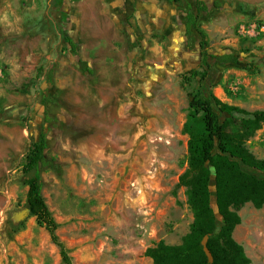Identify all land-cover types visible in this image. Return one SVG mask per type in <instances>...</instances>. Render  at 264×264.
<instances>
[{
	"label": "rangeland",
	"instance_id": "374dc122",
	"mask_svg": "<svg viewBox=\"0 0 264 264\" xmlns=\"http://www.w3.org/2000/svg\"><path fill=\"white\" fill-rule=\"evenodd\" d=\"M109 3L0 0V264H63L34 218L13 220L26 209L23 157L41 134L46 157L56 165L41 169L42 194L72 264H152L144 255L148 248L179 245L189 232L192 213L177 183L187 168L188 104L201 84L182 75L201 72L199 56L193 42L184 48L182 35L174 48H167L170 35H151L163 48L155 56L143 55L142 41H135L137 53L156 66L148 76L139 59L137 75L125 73L130 84L120 86L102 53L91 48L98 35H114L104 28L112 18L103 13ZM204 22L208 53H232L247 68L216 64L211 93L246 112L264 111V44H258L264 36H251L258 34L252 27L264 22L259 10L223 0ZM65 36L74 41L75 54ZM135 76L147 86L132 83ZM140 99L152 114L135 116L134 105L118 117L120 106ZM134 116L137 121H130ZM239 119L234 132L241 133ZM244 146L264 162V126ZM237 213L234 240L251 264H264V206L247 203Z\"/></svg>",
	"mask_w": 264,
	"mask_h": 264
},
{
	"label": "trees",
	"instance_id": "16d2710c",
	"mask_svg": "<svg viewBox=\"0 0 264 264\" xmlns=\"http://www.w3.org/2000/svg\"><path fill=\"white\" fill-rule=\"evenodd\" d=\"M188 25L195 28L192 15H189ZM196 32L202 40V70H189L182 75V80L197 78L201 88L188 104L189 112L183 129L188 136L187 168L177 183L178 187L185 188L192 223L179 245L159 242L148 248L144 255L152 264H209L201 247V240L208 236L207 248L213 258L212 264H251L243 247L234 240L233 232L241 222L237 213L240 207L247 203L255 209L264 206V175L255 176L241 167L264 174V162L255 159L244 146V141L264 126V111L250 113L229 106L211 93V83L205 87L211 71L208 60L214 59L222 66L229 64L243 70L247 68L232 53L225 52L216 58L211 57L205 33L199 29ZM64 41L75 54L71 38L65 36ZM238 116L241 133L234 132ZM46 150L47 137L41 134L23 157L21 173L23 184L27 187L25 208L29 211V217L34 218L36 224L48 233L51 243L59 250L61 262L72 264L67 250L59 240L57 223L42 194L41 169L56 168L47 159ZM211 168L214 169V175ZM212 187L214 195L210 191Z\"/></svg>",
	"mask_w": 264,
	"mask_h": 264
},
{
	"label": "crops",
	"instance_id": "0c3cea01",
	"mask_svg": "<svg viewBox=\"0 0 264 264\" xmlns=\"http://www.w3.org/2000/svg\"><path fill=\"white\" fill-rule=\"evenodd\" d=\"M197 1L201 3L203 0ZM239 1L245 5L255 6V9L259 10L260 16L264 18V0ZM84 8H88L89 11L90 6L85 5ZM184 8V0L177 4L172 0H110L107 6L104 4L103 13L108 16L112 14V18L104 23V28L106 30L113 28L114 35H109V37L107 35H98L97 43L91 48L94 49L95 54L102 53L107 71L113 73L114 77L121 81L120 86L124 84L125 87H128L130 83H128L129 80L126 78L125 73L133 72V75H137L139 59L141 63L147 65L145 73L149 72L148 76L150 75V71H154L153 68L156 66L153 64L155 61L147 58L143 59L142 54L137 53L135 41H142L143 55L146 53L155 56L162 55L163 53L162 45L155 43L151 35H170L167 36L169 41L167 48H174L173 43L179 40V35H182L183 37L181 38L185 41L184 48H191L188 43L189 41L193 42L192 35H188V31H184L183 22L177 21L178 15L185 16ZM214 11L216 10L211 11L207 17H202L198 22H195V28L202 30L206 36L210 34L209 28L204 24V21ZM258 44L262 45L264 42L260 41ZM86 55L89 56L91 53L87 51ZM135 77L132 83L136 82V86L138 87L147 86L148 82L140 81L141 79L143 80L141 76ZM134 105L136 107L135 116L137 113H153L151 110H143L146 108V105L140 99L136 104L131 102L130 104L120 106L117 111L118 117L125 118L128 110ZM135 116L130 121L136 122L137 118ZM155 122L156 120L154 118H148L146 120V123L151 127L155 125ZM128 129L135 130L132 126H129Z\"/></svg>",
	"mask_w": 264,
	"mask_h": 264
},
{
	"label": "flooded vegetation",
	"instance_id": "af4514ba",
	"mask_svg": "<svg viewBox=\"0 0 264 264\" xmlns=\"http://www.w3.org/2000/svg\"><path fill=\"white\" fill-rule=\"evenodd\" d=\"M144 1H146V0H144ZM172 1L176 4L182 2V0H172ZM222 4H223V0H203L201 3L198 2L197 0H184V7H185L184 8V14H185V16H183V17H182V15L177 16V18H178L177 21L183 22L184 31L185 32L188 31V33H189L188 35H192V39H193L192 49H194V51H197L196 54L199 56V67H201V61L203 59V57H202L203 49H202V45H201L202 40H201L200 36L198 35V33H196V31H194V30H196V28L189 27V25H188L189 15H192L195 22H198V20L202 19V17H207L211 11L221 9ZM210 56L213 58H216L219 56V54H217V55L216 54H210ZM208 63H209V65H208L209 70H211L209 72V75H210V73L213 72L215 65L219 64V62L214 60V59H211V60H208ZM209 75H208V79H209ZM208 79L205 82V87L209 86V84H210Z\"/></svg>",
	"mask_w": 264,
	"mask_h": 264
},
{
	"label": "water",
	"instance_id": "95a60500",
	"mask_svg": "<svg viewBox=\"0 0 264 264\" xmlns=\"http://www.w3.org/2000/svg\"><path fill=\"white\" fill-rule=\"evenodd\" d=\"M240 163V162H239ZM241 165V164H240ZM242 169L245 171H248L250 173H252L253 175L255 176H263L264 174L259 172V171H256V170H249V169H246L244 166H242ZM211 172H212V175H214V169L211 168ZM213 178V176H212ZM213 181V179H212ZM29 216V211L28 209H24L22 210L19 214H17L16 216H14L13 220L15 222H19V221H22L23 219H25L26 217ZM207 241H208V236H204L203 239L201 240V247H202V250H203V253L204 255L206 256L207 258V261L209 264H212L213 263V258H212V255L210 253V251L208 250L207 248Z\"/></svg>",
	"mask_w": 264,
	"mask_h": 264
},
{
	"label": "built area",
	"instance_id": "2783aa9c",
	"mask_svg": "<svg viewBox=\"0 0 264 264\" xmlns=\"http://www.w3.org/2000/svg\"><path fill=\"white\" fill-rule=\"evenodd\" d=\"M252 30L257 31L258 34L251 35V36H253V37L260 36V35L264 36V22L261 24H258V25H254L252 27ZM239 34H240L239 35L240 37H245V35L243 34V31H239ZM158 140H161V138H159ZM137 193H139V190H137Z\"/></svg>",
	"mask_w": 264,
	"mask_h": 264
},
{
	"label": "bare ground",
	"instance_id": "6f19581e",
	"mask_svg": "<svg viewBox=\"0 0 264 264\" xmlns=\"http://www.w3.org/2000/svg\"><path fill=\"white\" fill-rule=\"evenodd\" d=\"M114 159V158H113ZM113 162V161H112ZM152 169V168H151Z\"/></svg>",
	"mask_w": 264,
	"mask_h": 264
}]
</instances>
